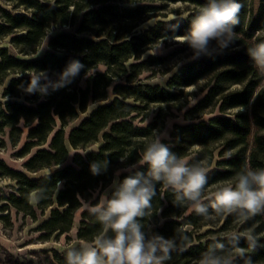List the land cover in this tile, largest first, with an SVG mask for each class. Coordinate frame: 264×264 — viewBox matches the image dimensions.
Masks as SVG:
<instances>
[{
  "label": "trees",
  "instance_id": "trees-1",
  "mask_svg": "<svg viewBox=\"0 0 264 264\" xmlns=\"http://www.w3.org/2000/svg\"><path fill=\"white\" fill-rule=\"evenodd\" d=\"M11 8L22 9L13 12L0 7V36L15 33L11 37L12 44L23 54L35 53L48 29L52 26H74L73 32H56L49 39L51 48L34 59H23L11 55L6 48H0V79L13 73L3 94L22 95V100L7 99L0 108V131L9 126V137L13 143L20 139L22 128L19 121L23 120L29 126L26 136L30 139L23 143L20 154H27L32 147H37L24 163L30 171L56 165L49 174L29 177L22 171L7 168L0 161L6 175L13 176L17 182V194L11 193L10 201L18 208L33 213L30 195L42 189L46 198L40 199L36 206L39 208L56 204L42 228L48 233L57 230L59 234L68 231L72 225L74 211L81 205L80 197L89 199L96 187L110 184L117 169L136 164L138 170L147 171V165L141 163L142 152L147 142L155 136V130L163 128V122L158 126L157 117L146 125L135 124L134 119L140 110L151 102L178 103L182 108L186 102L179 103L182 87L193 84L208 73L213 80L207 84L208 91L194 103V106L184 112V118L193 120L199 117L208 106L216 107L219 112L237 109L233 117L216 114L208 120L200 119L185 123H175L170 131L171 139L164 142L179 156H185L188 149L198 144L207 147L209 143L222 141L224 150L229 156L218 162L221 169H211L207 172V185L224 179H232L246 167L254 170L264 169V86H261L262 73L247 54V49L254 44L264 41V0H259L256 12L251 0H237L242 5L239 13V24L234 27L235 43L228 48L230 51L211 57L185 63L168 78L167 85L179 90L172 92L158 85L133 84L136 73L145 66L147 61L161 62L166 58L150 56L127 67L125 61L138 57L152 44L166 38L184 35L192 18L199 7L207 4L208 0H6ZM182 2L193 5L186 18L177 20H158L153 26L136 32L134 27L148 17L159 13L169 3ZM215 42H213L214 44ZM60 52V53H59ZM79 60L84 69L73 82L59 90L51 91L47 96L27 94L23 88L30 81V76L37 72H45L49 79L55 80L70 60ZM98 63H104V72L89 75L85 86L78 85L79 77ZM130 73H127L128 71ZM125 77L126 82L113 85V97L108 102H102L84 116L80 123L72 127L68 137L64 136L62 128L54 130L57 120L61 127L76 119L80 112L88 110V104L94 101H105L110 97L108 87L118 78ZM45 81H41L44 83ZM241 84L239 88L229 90L232 84ZM127 98L137 100L141 105L127 102ZM250 107L249 112L247 109ZM244 109V110H243ZM35 122V123H34ZM34 123L33 125H31ZM252 126L255 133L252 136ZM102 135L101 145L81 155L75 153L72 161H67L71 148L84 147L98 140ZM252 141L250 143V138ZM48 142V148L42 146ZM127 155L126 163L119 158ZM197 154L189 160L196 163L202 156ZM110 161L106 173L93 176L90 164L93 161ZM60 166V167H59ZM59 167V168H58ZM128 173L122 172L119 179ZM62 182L57 193L56 182ZM80 197H79V196ZM111 195V193H110ZM174 193L163 185H156V195L152 199L151 216L145 217L142 223L147 232H155L165 238L176 237L177 243L181 237L187 236L186 249L183 252L173 251L171 259L165 264H198L202 255L213 244L214 239L228 244L226 236L217 235L205 241L196 233L201 225L202 216L191 210L180 217L187 207L174 204ZM210 204V200H205ZM165 218L157 224L156 214ZM213 210L209 207V213ZM81 226L77 230L80 239L92 241L100 231L101 225L94 215L83 211ZM221 229L228 231L226 223L237 219L234 214L226 215ZM251 228L257 237L255 248L250 247L241 236L239 246L246 249V255L251 256L254 264H264V214L247 220L241 229ZM190 225L191 228H187ZM197 240V242H194ZM80 245L75 246L79 248ZM66 254V253H65ZM235 255V253H233ZM60 264H66L65 257H59ZM235 264H244L237 257Z\"/></svg>",
  "mask_w": 264,
  "mask_h": 264
},
{
  "label": "clouds",
  "instance_id": "clouds-1",
  "mask_svg": "<svg viewBox=\"0 0 264 264\" xmlns=\"http://www.w3.org/2000/svg\"><path fill=\"white\" fill-rule=\"evenodd\" d=\"M241 7L237 0H208L206 5L199 7L188 31L178 38L179 43L186 44L190 49L191 60L222 54L235 43L234 27L239 24ZM154 24V20L148 19L140 27L146 29ZM213 42L215 48L212 47ZM162 45L163 40L157 50ZM247 54L264 72V41L248 48ZM82 69L84 65L73 59L57 74L55 80L49 79L45 72H37L30 76L23 91L47 96L50 90L56 91L70 85ZM168 137L167 129H158L154 138L146 143L141 160L142 164L147 165L146 172L138 170L136 164L127 165L116 171V178L103 192L97 189L89 199L78 195L84 208L96 217L101 229L91 242L81 241L79 248H68L66 264H165L171 259L173 251L187 250L184 243L188 240L187 236L181 237L178 244L176 237L165 238L145 231L142 220L152 214V199L156 195L157 184L172 190L176 206L187 205L206 220L234 214L243 223L264 214V169L246 167L235 175L232 182L218 186L211 196H205L208 182L206 168L199 162L189 164L174 153L164 142ZM119 160L126 163L127 155ZM109 164L108 160L93 161L90 172L93 176L102 175L107 172ZM122 172L128 175L121 180ZM56 186L58 193L61 182L57 181ZM43 198H46L44 191L36 190L30 195L29 202L36 204ZM94 200L97 202L92 203ZM205 200H210V204H206ZM209 207L214 215L209 213ZM243 238L250 247L255 248L257 237L251 231L243 234ZM226 239L227 245L214 239L198 264H235L237 257L244 264H254L251 256L246 255V249L239 246L241 236L233 235Z\"/></svg>",
  "mask_w": 264,
  "mask_h": 264
},
{
  "label": "rangeland",
  "instance_id": "rangeland-1",
  "mask_svg": "<svg viewBox=\"0 0 264 264\" xmlns=\"http://www.w3.org/2000/svg\"><path fill=\"white\" fill-rule=\"evenodd\" d=\"M253 2V9L254 12L257 11L259 6V0H251ZM0 7L3 9H9L13 12L22 11V9H14L11 8V4L6 0H0ZM193 5H187L182 2L177 3H169V5L163 8L159 13H156L153 16L148 17V19H152L155 23L158 20H172L175 17V20L179 18H186L188 13L191 12ZM139 23L134 30L136 32H140L143 30L140 26L144 24L146 21ZM75 29L74 26L63 25V27H55L52 26L48 29L47 33L45 34L44 39L38 45L35 50V53L31 54H23L22 52L17 51V48L11 42V36L15 33H9L6 35L0 36V48H6L7 51L18 58L23 59H34L42 55L45 51L50 50L51 48L48 46L49 39L52 37L56 32L61 31H68L73 32ZM182 35H177V37L166 38L163 39V45L161 49H158L161 41L152 44L148 49L143 51L140 56L138 57H131L127 61H125L127 67L130 64L139 62L141 60H148L150 56H160L166 57L164 61L161 62H152L147 61L145 66L139 69V72L136 73V78L132 81L133 84L140 83L142 85H158L161 88H167L172 92L178 93L179 90L176 88L168 87L167 80L168 78L178 69L179 66L192 62L190 59L191 51L187 47L186 44H182L178 42V38ZM215 48V43L212 45ZM43 49V50H42ZM42 50V51H41ZM157 51V52H156ZM230 51L227 49L224 52ZM156 52V54H152ZM40 53V54H39ZM60 53V52H59ZM39 54V55H38ZM106 70V65L104 63H98L97 65L93 66L89 69L86 73L79 77L78 85L85 86L87 82V77L92 75L95 72H104ZM129 70L127 73H130ZM264 75V72H261ZM15 76L13 73H7L2 79H0V108L3 107V104L7 99L11 100H22V95L15 96V95H5L3 94L2 90L5 85H7L9 78ZM213 80L212 73H208L206 76L202 77L198 81L194 82L191 85L182 87L181 95L179 96V103L186 102L182 108H177L179 105L178 103H158V102H151L148 106L142 108L140 110V114L134 119L135 124L139 125H146L154 120L157 117L159 121V125L163 122V128L161 130L167 129L169 133L168 139H171V129L175 123H185L188 121L200 120L205 119L208 120L209 117L216 115V114H225L227 116L233 117V112L237 110H241L240 108L237 109H229L227 112H219L218 105L216 107L208 106L203 113L200 114L199 117H194L193 120H187L184 118V112L188 108L194 106V103L202 98L205 93L208 91L207 84H210ZM121 82H126L125 77L118 78L112 82V84L108 87V92L110 93V97L105 101H94L88 104V110L86 112H80L79 116L66 124L64 127H61V123L57 120V124L54 130L62 128L64 131V136L67 138L69 130L78 125L80 120L86 116L90 111H92L96 105L102 102H108L114 95L111 92L113 85ZM241 84H232L228 87L229 90H234L239 88ZM261 86H264V77H262ZM127 102L134 104V105H141L142 103L139 101L133 100V98H127ZM244 110V109H243ZM250 107L247 109L249 112ZM20 126L22 128V133L20 135L19 141L13 143L9 137V126L4 127L3 130L0 131V161L3 162V165L7 168H12L14 170L22 171L29 177H38L39 175L49 174L56 168V165H52L50 167H43L36 171H30L24 166L25 161L34 154L36 150V146L30 149V152L27 154H20V149L23 146V143L30 139L26 136L29 126L25 125L22 121H19ZM35 123V122H34ZM32 123L31 125H33ZM170 125V127H169ZM255 127L252 126V136L255 133ZM264 132V131H259ZM252 136L249 139L250 143L252 141ZM167 139V140H168ZM102 143V135H99L98 140L94 141V143H90L84 147L80 148H69V154L67 156V161L71 162L73 155L70 156L72 153H85L90 150L97 149ZM48 142L44 143L42 146L48 148ZM222 141L209 143L207 147L199 146L195 144L188 149V153L183 156L188 162L190 159L195 157V155L202 152V156L198 158L196 163H201L203 167L206 168L207 172L211 169L217 168L221 169L218 165V162L224 159L225 157L229 156V151L224 150ZM118 170V169H117ZM116 170V171H117ZM115 171V173H116ZM115 173L113 175V179L107 186L104 187H96L95 190L92 191L93 193L99 189L100 192H103L105 189L112 184L113 180L116 178ZM232 179H224V181H217L215 183H211L210 186L205 188V196H211V194L216 190L218 186L223 184H227L232 182ZM61 182V187H62ZM17 186L18 182L13 176H8L4 173V168L0 163V264H60L59 257H65L66 250L71 247H75L80 245L81 241H88L85 239H80L77 236V230L81 226V220L83 219V211L86 210L83 206V202L78 209L74 211L73 218H72V225L71 228L59 234L57 230L54 232L48 233L46 229L42 228L43 223L46 219L49 218L51 210L53 207L56 206L55 203L49 206H45L42 208H38L36 204H32L33 213L26 212L22 209H18L11 201L10 197L12 196L11 193H17ZM91 195V197H92ZM110 195V193H109ZM90 197V198H91ZM97 201H92V203H96ZM192 209L187 206L183 211L180 217H176V219H182V216L187 215ZM214 215V212H211ZM157 219L159 221L157 224H160L165 220L160 215V210L156 214ZM226 216H217L214 220H206L204 217L200 220L201 225L198 228L196 233H200L201 237L197 240L205 241L208 238L215 237L217 235L226 236L229 234H236V235H243L249 232L251 228H254L258 222H255L254 225L250 228L241 229L243 223L240 220L233 219L226 223L225 228L228 231H225L222 226L225 223ZM156 224V223H154ZM151 224L148 228L147 232H150V229L154 226ZM187 228H191L190 225H186ZM194 240V242H197Z\"/></svg>",
  "mask_w": 264,
  "mask_h": 264
}]
</instances>
